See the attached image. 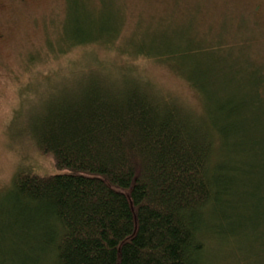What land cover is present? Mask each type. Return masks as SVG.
I'll return each mask as SVG.
<instances>
[{"label": "trees", "instance_id": "obj_1", "mask_svg": "<svg viewBox=\"0 0 264 264\" xmlns=\"http://www.w3.org/2000/svg\"><path fill=\"white\" fill-rule=\"evenodd\" d=\"M200 69L183 77L206 98ZM151 89L91 71L48 102L30 133L56 173L13 176L0 264H208L207 238L264 237V123L222 94L207 125Z\"/></svg>", "mask_w": 264, "mask_h": 264}, {"label": "rangeland", "instance_id": "obj_2", "mask_svg": "<svg viewBox=\"0 0 264 264\" xmlns=\"http://www.w3.org/2000/svg\"><path fill=\"white\" fill-rule=\"evenodd\" d=\"M1 2L0 204L17 172L56 173L53 160L32 141V124L87 72L146 84L207 125V99L222 94L242 103L243 118L264 123V0ZM166 45L179 51L173 61L131 54ZM195 66L206 98L183 77ZM236 237L234 246L207 238L208 264H264V237L250 229Z\"/></svg>", "mask_w": 264, "mask_h": 264}, {"label": "flooded vegetation", "instance_id": "obj_3", "mask_svg": "<svg viewBox=\"0 0 264 264\" xmlns=\"http://www.w3.org/2000/svg\"><path fill=\"white\" fill-rule=\"evenodd\" d=\"M2 0H0V6H1V4H2V2H1Z\"/></svg>", "mask_w": 264, "mask_h": 264}]
</instances>
